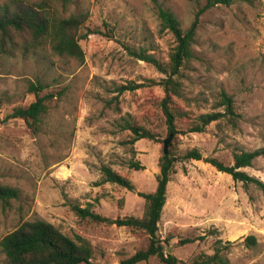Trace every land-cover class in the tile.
Masks as SVG:
<instances>
[{"label": "rangeland", "instance_id": "obj_1", "mask_svg": "<svg viewBox=\"0 0 264 264\" xmlns=\"http://www.w3.org/2000/svg\"><path fill=\"white\" fill-rule=\"evenodd\" d=\"M157 1L188 28L207 0ZM59 8L65 14L87 12L86 28L97 30L80 40L82 62L46 51L0 57V183L20 192L0 201V240L21 222L41 217L88 241L93 264H119L145 249L148 238L113 222L82 220L73 206L91 204L111 219L143 215L145 199L139 192L155 190L163 140L169 135L163 133L162 142L138 140L134 153L131 132L122 123L128 116L162 129L166 75L133 51L146 50L166 63L176 38L161 29L153 0H71ZM193 47L178 77L182 97L175 101L193 116L211 110L222 116L202 132H186L183 124L175 143L182 151L196 147L204 157L234 165L235 148L264 147V0L254 5L234 0L206 9ZM30 81L44 84L41 95L56 94L36 133L21 118L6 119L14 106L35 100ZM222 90L234 100L230 110L218 105ZM131 161L144 168H131ZM103 165L128 176L135 189L103 182ZM245 170L264 181V156ZM159 233L173 236L172 253L186 262L200 252L212 254L218 241L228 264H264V191L203 159H178ZM249 235L256 237L255 244L246 243ZM194 236L204 239L179 243ZM158 263L152 256L137 264ZM0 264H8L1 247Z\"/></svg>", "mask_w": 264, "mask_h": 264}, {"label": "trees", "instance_id": "obj_2", "mask_svg": "<svg viewBox=\"0 0 264 264\" xmlns=\"http://www.w3.org/2000/svg\"><path fill=\"white\" fill-rule=\"evenodd\" d=\"M158 11L161 29H168L176 38V45L169 52V60L164 63L146 50L133 51L140 59L154 64L157 69L164 72L166 77L162 79L165 95L160 102L163 118L161 130L140 124L131 117H124L122 128L131 132L129 143L135 153L134 144L140 139H150L162 142L163 133H173L174 139L170 142L168 152L164 147L159 158V173L157 174V186L154 191L139 192L145 199L142 216H118L111 219L96 212L91 204L84 207L73 206L75 214L80 219L94 223L113 222L118 226L129 228L137 236H145L149 244L145 249L136 251L131 256L122 259L119 264H137L141 261H149L152 256L159 259L158 264H228L229 260L222 254L219 242L214 243V252L208 254L200 252L193 256L189 262L179 259L174 253H169L167 247L173 236L168 234L164 238L159 233V222L164 206L167 202L168 183L174 164L178 159H203L211 163L218 170L229 173L236 181L244 184H254L264 191V181L250 175L245 168L253 165L254 160L264 156V147L253 150L234 149V165H227L220 159L207 156L196 147L182 151L175 143L177 134L180 133L183 124H186V132L205 131L209 124L221 119L220 111L211 110L199 112L195 116L185 107L175 101L176 97H182V84L178 80L182 67L193 57V44L196 40L200 15L206 9L218 5H230L234 0H207L205 5L196 11L193 22L188 28H184L181 20L169 8L164 7L157 0H153ZM251 5L262 0H244ZM71 0H3L0 1V57L13 56L21 53L23 56L50 52L55 56L71 58L82 62L84 51L80 40L93 30L86 28L88 13L84 11L65 14L59 8L65 7ZM84 29H88L87 32ZM137 86H133L135 88ZM45 88L40 81L29 82L28 90L35 94V100L27 106L16 105L6 119L18 117L23 119L33 132H38L43 118L48 111V102L55 97V92L41 95ZM126 89V86H122ZM63 93V92H58ZM234 100L225 90L220 94V105L226 109L233 108ZM0 103V112L2 111ZM165 140H163L164 142ZM129 166L142 169L144 166L137 161H131ZM102 181L115 183L130 190L135 189L132 180L110 165L101 167ZM19 189L14 186L0 183V201L8 202L19 197ZM204 239V236L180 238V244L192 243ZM246 243H256V237L249 235ZM0 247L5 254L8 264H93V248L91 244L81 236L72 237L64 232L58 225L41 217L25 220L7 233L0 240Z\"/></svg>", "mask_w": 264, "mask_h": 264}, {"label": "water", "instance_id": "obj_3", "mask_svg": "<svg viewBox=\"0 0 264 264\" xmlns=\"http://www.w3.org/2000/svg\"><path fill=\"white\" fill-rule=\"evenodd\" d=\"M172 137H173V133H171V134L168 136V138H166L165 141H164V150H165V152H168V147H169V144H170V142H171ZM168 252H169V253H172V246H169V248H168Z\"/></svg>", "mask_w": 264, "mask_h": 264}]
</instances>
